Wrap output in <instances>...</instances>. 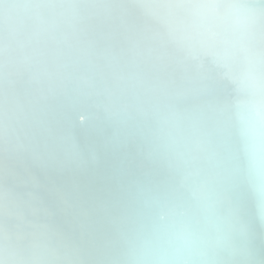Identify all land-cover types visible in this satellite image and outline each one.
Wrapping results in <instances>:
<instances>
[{"label": "bare ground", "instance_id": "1", "mask_svg": "<svg viewBox=\"0 0 264 264\" xmlns=\"http://www.w3.org/2000/svg\"><path fill=\"white\" fill-rule=\"evenodd\" d=\"M0 264H264V0H0Z\"/></svg>", "mask_w": 264, "mask_h": 264}]
</instances>
